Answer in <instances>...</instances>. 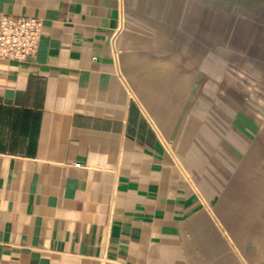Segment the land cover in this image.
<instances>
[{"label": "crops", "instance_id": "0c3cea01", "mask_svg": "<svg viewBox=\"0 0 264 264\" xmlns=\"http://www.w3.org/2000/svg\"><path fill=\"white\" fill-rule=\"evenodd\" d=\"M0 264H264V0H0Z\"/></svg>", "mask_w": 264, "mask_h": 264}, {"label": "built area", "instance_id": "2783aa9c", "mask_svg": "<svg viewBox=\"0 0 264 264\" xmlns=\"http://www.w3.org/2000/svg\"><path fill=\"white\" fill-rule=\"evenodd\" d=\"M43 24L29 16L2 17L0 23V58L20 63L33 58L38 50Z\"/></svg>", "mask_w": 264, "mask_h": 264}]
</instances>
